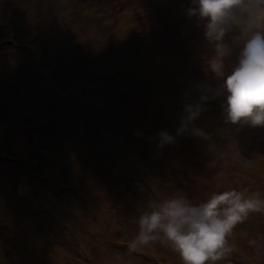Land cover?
<instances>
[{"label":"rangeland","instance_id":"374dc122","mask_svg":"<svg viewBox=\"0 0 264 264\" xmlns=\"http://www.w3.org/2000/svg\"><path fill=\"white\" fill-rule=\"evenodd\" d=\"M189 5L0 0V264H182L159 243L129 253L139 215L176 195L264 197V126L225 123L210 99L189 125L205 135H176L216 83ZM162 130L175 142L159 147ZM229 241L217 264H264V213Z\"/></svg>","mask_w":264,"mask_h":264},{"label":"clouds","instance_id":"9594fccd","mask_svg":"<svg viewBox=\"0 0 264 264\" xmlns=\"http://www.w3.org/2000/svg\"><path fill=\"white\" fill-rule=\"evenodd\" d=\"M186 15L196 18L205 40L214 46L207 71L214 74L216 83L201 85L199 99L185 105L186 115L176 135L189 131L205 135L189 125L206 110L210 99L222 101L225 123L264 126V0H190ZM158 137L159 147L175 142L166 130ZM251 213H264L259 192L231 189L213 193L200 203L176 195L139 215L128 251L159 243L177 253L182 264H217L232 254L235 245L229 238Z\"/></svg>","mask_w":264,"mask_h":264}]
</instances>
